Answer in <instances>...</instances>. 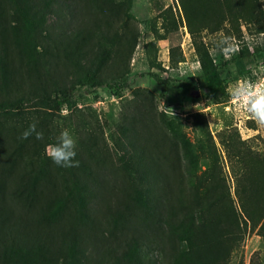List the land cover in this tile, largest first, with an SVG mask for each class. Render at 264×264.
I'll use <instances>...</instances> for the list:
<instances>
[{"label":"rangeland","instance_id":"obj_1","mask_svg":"<svg viewBox=\"0 0 264 264\" xmlns=\"http://www.w3.org/2000/svg\"><path fill=\"white\" fill-rule=\"evenodd\" d=\"M227 2L222 9L230 5V15L238 16L236 23L222 20L218 30L201 29L193 37L179 0H130L127 12L117 0L112 2L115 8L108 0H60L69 6L62 7L60 16L48 14L44 25L51 26L52 31L61 30L68 41L73 39V47L81 48L70 60L85 65L88 56L103 57L107 63L102 74L124 79L118 87L112 86L110 79L107 84L76 85L78 68L70 60L55 59L53 84L57 88L74 85L73 105L55 112L52 123L45 122L47 129L43 126L39 131L46 135L37 145L24 144L17 168L26 175L19 176L15 184L10 181V172L1 177L0 195L5 201L31 203L26 190L30 187L34 198L47 202L55 198L57 191L67 194L75 187L73 201L77 202L86 184L92 190L86 196L88 205L99 222H104L108 207L111 212L120 211L118 225H128L124 226L128 234L139 232L143 248L157 262L158 250L152 243L149 221H136L132 208L127 203L117 205L118 199L127 200L140 186L151 190L162 186L172 197L174 192L176 195L179 190H188L192 178L210 167L209 173L218 171L236 204L235 189L243 170L248 166L261 169L264 162V125L238 110L230 95L235 82L264 83V31H256L258 22L264 27V0H250L245 8L241 0ZM246 8L256 9L260 20L248 23L240 18ZM59 18H63L61 23ZM70 30L81 36L79 44L69 36ZM219 33L235 41L239 50L224 54L216 48L211 38ZM48 43L46 40L44 45ZM121 50L124 53L120 54ZM240 50L248 52L247 57L239 58ZM205 54L217 65L228 62L226 81L216 93L207 92L197 83ZM123 57L121 64L114 61ZM153 74L168 80L167 86ZM24 110L23 117L29 115V120L42 122L34 117L40 109L27 106ZM0 123L6 135L20 126L19 118L3 114ZM62 127L69 128L77 139L78 167H58L46 154ZM12 138L0 139L1 164L9 163V157L19 153L11 155L14 144L20 142ZM126 165L129 172L145 174L134 188L127 185L131 179L124 175ZM31 169H39L40 173L33 177ZM94 176L95 186L91 179ZM162 195L160 192L153 212L156 218L161 212ZM225 264H264V237L259 225L247 227Z\"/></svg>","mask_w":264,"mask_h":264},{"label":"trees","instance_id":"obj_2","mask_svg":"<svg viewBox=\"0 0 264 264\" xmlns=\"http://www.w3.org/2000/svg\"><path fill=\"white\" fill-rule=\"evenodd\" d=\"M113 1L108 0V3ZM241 1L243 8L250 3V0ZM117 2L118 6L123 4L126 7L125 12L128 11L130 0ZM179 2L193 37L201 29L218 30L222 20L233 24L238 18L230 15V5L226 10L222 9L227 0ZM63 6L69 5L61 4L60 0H0V114L16 116L20 122V126L11 128L7 135L0 123V139L13 136L12 139L21 142L14 144L11 155L19 153L4 159H9V163H0V189L3 187L1 177L9 172L10 181L14 184L20 177L24 178L26 174L17 168L20 163L17 157L23 154L25 143L31 147L39 143L34 136L20 138L21 133L34 122L27 118L29 115L23 117L25 107L41 110L34 116L42 120H35L40 130L43 126L47 129L44 124L52 123L55 112L73 105L74 85L57 88L53 84V68L56 67L53 62L59 60L58 57L68 61L81 48L73 47V39L69 42L61 30L52 31L51 26L44 25L48 14L60 16ZM242 17L248 23L260 20H257L259 12L254 8L243 10ZM62 20L59 18L58 23ZM258 26L256 31L263 32V24L258 22ZM68 32L79 44L81 36L72 30ZM46 40L49 43L45 46ZM9 48L14 56L9 54ZM119 53H124V50ZM247 54L240 50L238 57L245 58ZM116 60L121 64L124 57ZM201 60L197 83L209 93L220 91L226 81L224 74L228 62L217 65L208 54ZM85 62V65L72 62L79 70L76 85L109 83L110 74H102L101 71L107 59L88 56ZM153 75L167 86L168 80ZM122 79V76L110 79L112 86H120ZM43 134L45 136L46 132ZM94 153L97 156L94 159L98 160L97 153ZM260 166L258 170L253 166L243 170L238 178L240 184L235 189V204L218 171L210 174V167L194 177L195 180L192 178L188 190H179L169 197L167 188L162 186L154 190L147 186L136 188L134 185L141 177L144 179L145 174L137 170L129 172L126 165L124 175L131 179L127 185L132 184L135 188L127 200L118 199L117 205L127 203L134 211L136 221H149L152 243L158 250V262L143 248L139 232L128 234L124 229L128 225H118L120 211L115 212L114 209L111 212L108 207L104 222H99L88 205L86 196L92 191L90 186L83 185L77 202L73 201L75 187L67 194L57 191L55 198L45 202L34 198L33 190L30 187L26 189L29 183L24 184V189L32 197L31 203H9L0 195V264H225L248 226L259 225L260 234L264 237V162ZM31 172L36 177L40 170L31 169ZM91 179L95 186V176ZM160 192L163 193L162 208L156 218L153 212L157 209ZM107 216L109 218L106 219Z\"/></svg>","mask_w":264,"mask_h":264},{"label":"clouds","instance_id":"obj_3","mask_svg":"<svg viewBox=\"0 0 264 264\" xmlns=\"http://www.w3.org/2000/svg\"><path fill=\"white\" fill-rule=\"evenodd\" d=\"M211 43L224 54L235 53L239 50L235 41L223 33L212 37ZM230 95L238 110L264 125V83L235 82L231 85ZM30 136H34L37 140L43 139V132L37 129L35 121L28 125L20 138L27 139ZM76 149V137L69 128L62 127L56 137V142L48 145L46 154L54 165L61 168H73L79 166Z\"/></svg>","mask_w":264,"mask_h":264}]
</instances>
